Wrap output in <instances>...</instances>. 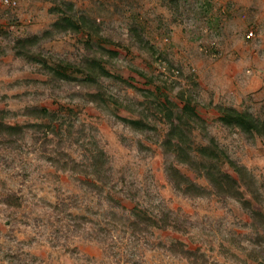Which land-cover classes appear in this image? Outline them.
I'll return each instance as SVG.
<instances>
[{
	"label": "rangeland",
	"instance_id": "obj_1",
	"mask_svg": "<svg viewBox=\"0 0 264 264\" xmlns=\"http://www.w3.org/2000/svg\"><path fill=\"white\" fill-rule=\"evenodd\" d=\"M7 1L0 264H264V0Z\"/></svg>",
	"mask_w": 264,
	"mask_h": 264
},
{
	"label": "trees",
	"instance_id": "obj_2",
	"mask_svg": "<svg viewBox=\"0 0 264 264\" xmlns=\"http://www.w3.org/2000/svg\"><path fill=\"white\" fill-rule=\"evenodd\" d=\"M180 142H183V140L180 139ZM203 152H205L206 155L208 156V158L206 160H207V162H209L208 167L206 169H204L205 170V178L209 181L211 186H219L220 185V188H221L222 183H225V184L234 183V179L229 174L223 172L221 170V167L219 166L220 163H223V162L231 163V161H228L226 156H223L222 160H220L218 157V152H216V150L211 149V148H206L205 151H203ZM218 162H220V163L218 164ZM212 168H215V169L212 171ZM8 199L10 201H8L7 204H9L11 201L17 203L16 197L10 196V197H8ZM135 216L139 219L145 218L144 217L145 214L142 213L141 211H135ZM185 253H187L189 255H192V254L194 255L193 251H189V250H186Z\"/></svg>",
	"mask_w": 264,
	"mask_h": 264
},
{
	"label": "built area",
	"instance_id": "obj_3",
	"mask_svg": "<svg viewBox=\"0 0 264 264\" xmlns=\"http://www.w3.org/2000/svg\"><path fill=\"white\" fill-rule=\"evenodd\" d=\"M5 4H9L7 0H4ZM253 37V32L249 31V33L247 34V38H252Z\"/></svg>",
	"mask_w": 264,
	"mask_h": 264
}]
</instances>
